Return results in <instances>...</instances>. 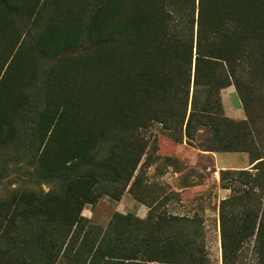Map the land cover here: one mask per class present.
<instances>
[{
    "label": "trees",
    "instance_id": "obj_1",
    "mask_svg": "<svg viewBox=\"0 0 264 264\" xmlns=\"http://www.w3.org/2000/svg\"><path fill=\"white\" fill-rule=\"evenodd\" d=\"M41 59L51 63L42 107L25 126ZM231 85L245 121L223 113L220 92ZM254 102L264 105V0H0V150H35L45 178L87 168L62 191L0 201V264H210L194 217L149 206L133 227L115 213L101 229L81 214L103 196L119 200L148 158L150 123L176 143H192L203 127V151L247 154L250 169L219 172L231 192L219 205L221 260L239 264L247 246L250 264H264V141L249 127Z\"/></svg>",
    "mask_w": 264,
    "mask_h": 264
},
{
    "label": "rangeland",
    "instance_id": "obj_2",
    "mask_svg": "<svg viewBox=\"0 0 264 264\" xmlns=\"http://www.w3.org/2000/svg\"><path fill=\"white\" fill-rule=\"evenodd\" d=\"M22 32L24 38H28L29 41L28 33L32 34V31H30L28 25L22 28ZM78 50L80 51L81 48ZM50 64L48 61L39 60L40 73L38 79L34 82V86L29 91V100L33 107L28 111V116L22 119L25 126L26 124L27 126L34 124L38 119L42 107L44 68ZM220 96L223 113L227 118L234 122L246 120L247 111L233 85L221 90ZM232 98L235 99L236 105L232 104ZM261 105L254 102L248 105L247 110L253 117L249 125L254 131L253 135L260 141H264L261 139V137L264 138V105ZM143 136L149 143L148 158L146 160L145 156L143 157L141 160L142 166L135 171L130 182L131 184L136 179L137 183L139 178L138 185L130 192L129 189L133 185L131 187L129 184L117 201L110 196H103L94 204H86L82 209V216L88 220V224L101 229L106 228L115 213H119L125 218L124 223L126 226L133 227L136 221L146 219L149 206L156 208L154 212L162 211L171 216H174L172 213H182L184 217H194L200 221V227L203 229L204 237L201 240H203L205 250L208 253L209 263L222 264L221 242L219 245L217 226V220L219 221V219L213 216V212L216 215L218 214L219 205L216 201L212 205L213 199H221V196H219V183L217 182L218 174L212 156L205 154L207 152L203 151L205 148L198 147L204 144L206 139L210 138V135L205 128L199 127L192 143H188L186 139L182 143H176L162 131L158 123H150L147 130L143 132ZM106 152V147L98 149L93 154L92 161H100ZM34 153L35 150L33 149H26L23 152L11 147L0 150V201L23 191L43 194L62 191L69 178L87 170L86 167L81 166L64 178L61 176L45 178L44 175L41 176L38 173V169L34 165L32 160L34 159ZM214 171L216 172L214 173ZM122 199H127L130 203L135 200L139 205L144 206L142 208L146 210L147 214L140 218L139 213L134 212L137 207L131 209V204L124 201L118 205L117 202L121 203ZM206 211L209 213V219L207 223L203 224L204 221L206 222L204 219ZM29 229L31 228L25 225L19 233ZM15 232L13 230L14 234ZM0 235H3V233L1 232ZM23 248V241L19 239L17 246L12 250V253H14L12 255L17 256L15 252L21 251ZM249 249L247 246L244 247V253L237 263H251ZM35 264H40V262H35ZM55 264H66V261L59 258Z\"/></svg>",
    "mask_w": 264,
    "mask_h": 264
},
{
    "label": "crops",
    "instance_id": "obj_3",
    "mask_svg": "<svg viewBox=\"0 0 264 264\" xmlns=\"http://www.w3.org/2000/svg\"><path fill=\"white\" fill-rule=\"evenodd\" d=\"M232 104L233 105H236V102H235V99L232 98ZM236 107V106H235ZM236 110V108H234ZM205 154H209L212 156L213 158V161L215 163V170L217 171H214V173L216 172L218 174V183H219V196H221V199H213V203L212 205L214 204V202L216 201L217 202V205H220V202L225 200L226 198H228L229 196V190L227 189H222L221 186H220V177H219V172L221 170H242V169H250L251 168V165L248 161V157L246 154L244 153H215V152H205ZM177 175V174H176ZM124 201L125 203L128 202L129 204H131V209H134L132 211L134 212H137L139 213V217H144L147 212L146 210H144L142 207H144L143 205H139V203H137L135 200H132V202L130 203V201H128L127 199H122L121 200V203L117 202L118 205L122 204ZM117 205V206H118ZM118 212H120L119 210H117ZM172 215H177V216H183V214H178V213H172ZM205 220L206 222L204 221L203 224L207 223V220L209 219V213L208 211H206L205 213ZM213 216H216L215 218L219 219V211H218V214L216 215L214 212H213ZM217 226H218V240H219V245H220V242H221V238H220V223L219 221L217 220ZM207 248V247H206Z\"/></svg>",
    "mask_w": 264,
    "mask_h": 264
}]
</instances>
